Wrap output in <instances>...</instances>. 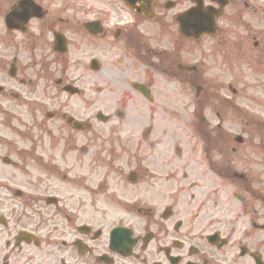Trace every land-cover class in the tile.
Instances as JSON below:
<instances>
[{"label": "flooded vegetation", "instance_id": "1", "mask_svg": "<svg viewBox=\"0 0 264 264\" xmlns=\"http://www.w3.org/2000/svg\"><path fill=\"white\" fill-rule=\"evenodd\" d=\"M262 64L264 0H0V264H264V145L195 150Z\"/></svg>", "mask_w": 264, "mask_h": 264}, {"label": "rangeland", "instance_id": "2", "mask_svg": "<svg viewBox=\"0 0 264 264\" xmlns=\"http://www.w3.org/2000/svg\"><path fill=\"white\" fill-rule=\"evenodd\" d=\"M241 80L243 86L242 88L240 87V96L234 97L229 101L228 108L225 105L226 110L221 103L214 102V105L224 114L223 128L228 137L230 135L241 134L246 139L248 137L260 138L263 126L254 114L259 113L264 115V88H256L255 80H264V76L244 73ZM223 95L232 98L228 91H225ZM244 107H247L248 110L243 109ZM210 118H212L211 126H216L219 120L213 117L212 114ZM262 122L264 123V121ZM230 145L232 146V144ZM260 167L262 166L259 165L258 169L264 171Z\"/></svg>", "mask_w": 264, "mask_h": 264}]
</instances>
